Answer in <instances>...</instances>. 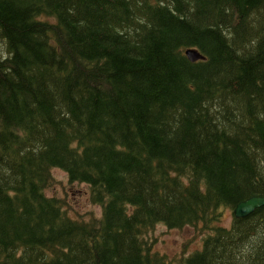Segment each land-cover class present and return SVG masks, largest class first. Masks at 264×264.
Returning a JSON list of instances; mask_svg holds the SVG:
<instances>
[{"label": "trees", "instance_id": "1", "mask_svg": "<svg viewBox=\"0 0 264 264\" xmlns=\"http://www.w3.org/2000/svg\"><path fill=\"white\" fill-rule=\"evenodd\" d=\"M54 169L100 218L47 196ZM255 196L264 0H0V264H264V207L221 225ZM200 224L188 256L149 244Z\"/></svg>", "mask_w": 264, "mask_h": 264}, {"label": "rangeland", "instance_id": "2", "mask_svg": "<svg viewBox=\"0 0 264 264\" xmlns=\"http://www.w3.org/2000/svg\"><path fill=\"white\" fill-rule=\"evenodd\" d=\"M53 182L46 190L49 197H55L64 203L67 213L75 219L90 220L100 218L102 209L89 200L90 188L85 184H72L65 172L59 169L52 170ZM233 221V211L225 209L221 225L230 227ZM206 230L201 224L184 227L182 229H168L158 225L150 233L149 244L155 252L168 259H178L201 250Z\"/></svg>", "mask_w": 264, "mask_h": 264}, {"label": "water", "instance_id": "3", "mask_svg": "<svg viewBox=\"0 0 264 264\" xmlns=\"http://www.w3.org/2000/svg\"><path fill=\"white\" fill-rule=\"evenodd\" d=\"M186 57L190 62H198L205 60V57L196 48H189L185 52ZM264 207V197H251L240 202L234 209L233 215L237 219L247 218L252 215L257 209Z\"/></svg>", "mask_w": 264, "mask_h": 264}]
</instances>
